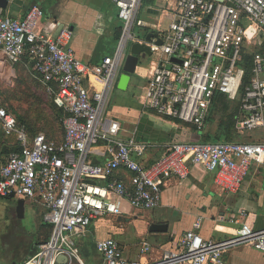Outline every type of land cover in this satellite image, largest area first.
<instances>
[{
    "label": "built area",
    "instance_id": "2783aa9c",
    "mask_svg": "<svg viewBox=\"0 0 264 264\" xmlns=\"http://www.w3.org/2000/svg\"><path fill=\"white\" fill-rule=\"evenodd\" d=\"M112 1L123 30L114 54L98 64L79 58L69 26L54 35L40 31L39 5L20 19L0 15V51L13 63L28 57L35 78L64 114L61 138L32 134L0 98L8 147H0V196L14 193L41 207L52 226L50 237L20 264H87L77 238L95 218L157 209L171 180L186 179L194 165L213 174L222 196L241 190L253 164L264 168V142L247 140L177 141L148 163L151 143L126 136L121 121L107 112L128 48L146 42L153 60L139 94L143 106L203 133L216 98L224 96L239 104L240 134L264 126V51H251L264 33V0H172L162 9L170 19L157 31L162 43L134 33L143 0ZM231 221L240 223L231 238H204L198 221L175 246L156 249L143 241L139 259L127 258L114 237L96 246L103 264H226L224 254L240 245L264 252V228Z\"/></svg>",
    "mask_w": 264,
    "mask_h": 264
},
{
    "label": "crops",
    "instance_id": "0c3cea01",
    "mask_svg": "<svg viewBox=\"0 0 264 264\" xmlns=\"http://www.w3.org/2000/svg\"><path fill=\"white\" fill-rule=\"evenodd\" d=\"M171 1L143 0L137 13L134 29L144 30V37L148 32L157 33L161 24L167 28L170 19L165 18V12H162V9L169 6ZM33 5H39L43 10L38 25L40 31L54 35L64 26H69L73 30L72 44L83 62L98 64L104 57L114 54L122 34L123 22L118 17V7L112 0H9L6 8L0 7V15L20 19ZM147 57L149 56H141L140 59ZM10 67L16 68V71L18 67L21 69L25 67L29 72L32 70L31 75L34 73L28 57L13 63L0 51V72L6 73ZM149 68L150 65L143 66L141 69L138 66L136 76H132L126 90L132 89L133 99L134 91L147 83ZM122 73L123 70L116 80L115 87L117 86L118 89H120L118 84ZM44 90L47 94L45 87ZM48 97L50 98L49 95ZM138 101L140 108L134 101H130L127 106L130 110L127 111L125 107L112 106L110 96L107 112L121 121L126 136H133L151 143L147 154L148 163H153L167 153L169 145L173 142L203 141V139L227 140L221 128L211 130L206 127L203 133L197 132L196 128L186 129L184 122L160 117L153 110L143 106L140 98ZM243 135L244 132L239 140L253 141ZM255 141L264 142V138ZM5 142L6 138L0 128V147L7 152L8 147ZM0 197L9 199L16 210V202L19 199ZM28 207L30 205L26 204L23 218L26 217ZM241 210H246L248 215L241 218L239 216ZM37 213L42 217L40 227L42 234H38V237L35 234L29 243L17 246L14 249L17 251L16 254L11 246L5 244L3 236H0V264L23 263L27 256L34 254L40 244L50 237L51 226L43 221V209L39 207ZM232 218L246 221L255 230L264 228V168L256 163L251 166L241 190L226 196L219 195L215 191L212 173L207 172L201 165H194L186 179L171 180L164 191L162 203L157 209L129 210L120 216L95 218L88 231L78 236L77 240L82 257L87 264L104 263L96 244L99 240L109 237H114L120 242L127 258L139 259L143 241L151 243L156 249L175 246L182 234L186 230L194 229L198 221H200V227L196 230L204 238L213 240L231 238L240 226L239 222L231 221ZM117 221L120 223L117 224ZM156 223L167 224L168 230L151 232V225ZM32 231L36 232V230ZM27 232L31 231L28 229ZM224 261L226 264H264V252L252 245H240L229 249L224 254Z\"/></svg>",
    "mask_w": 264,
    "mask_h": 264
},
{
    "label": "rangeland",
    "instance_id": "374dc122",
    "mask_svg": "<svg viewBox=\"0 0 264 264\" xmlns=\"http://www.w3.org/2000/svg\"><path fill=\"white\" fill-rule=\"evenodd\" d=\"M136 36L143 38L144 30L134 29ZM264 51V33L254 41L251 51ZM128 52V50H127ZM152 57L141 59L139 68L149 67ZM10 67L6 73L0 72V98L4 104L16 113L20 119L25 122L33 133H44L49 137L60 138L63 134L62 117L63 112L59 110L52 102L51 98L46 94L44 87L34 73L24 69ZM30 73V74H29ZM136 74V73H135ZM132 74L133 77L136 75ZM143 79V78H142ZM142 85V84H140ZM142 86L135 90V98L131 97L132 89L120 90L114 87L111 93V105L127 108L130 101H134L139 107V94L142 91ZM238 103H233L228 99H218V102L211 110L207 120V127L211 130L221 128L224 132L225 139H241V134L237 128ZM239 105V104H238ZM140 108V107H139ZM185 128L194 129L192 124L184 123ZM247 139L253 141L264 138V126L254 129L244 130V135ZM212 142H215L212 140ZM15 201V200H14ZM39 206L28 207L26 217L19 219L14 207V204L9 199L0 197V236H3L5 244L11 246L14 250L21 244L29 243L31 238L37 234L41 235L42 217L37 213ZM117 224L120 221L116 222ZM122 224V223H121ZM125 224V223H124ZM31 231L30 233L27 230ZM36 232L34 233V231ZM7 233V234H6ZM29 237V238H28ZM24 241V242H23ZM6 246V245H5ZM5 248V247H4ZM17 251L14 250L16 254ZM14 254V257L16 256Z\"/></svg>",
    "mask_w": 264,
    "mask_h": 264
},
{
    "label": "water",
    "instance_id": "95a60500",
    "mask_svg": "<svg viewBox=\"0 0 264 264\" xmlns=\"http://www.w3.org/2000/svg\"><path fill=\"white\" fill-rule=\"evenodd\" d=\"M9 0H0V7L6 8L8 5ZM231 5H234L231 3ZM158 38V42L162 43L161 38L159 37L158 33L156 32H148V34L145 36V40L150 42L152 38ZM152 54L151 48L146 44V42H134L131 44V47L129 48V53L126 57L124 66H123V73L120 76L119 79V88L122 90L128 89L129 83L132 78V74L136 73V70L140 64V57L141 56H149ZM10 197H14V193L11 194ZM26 210V203L24 199H19L16 202V212L17 216L19 218H23L25 215ZM168 230V225L164 223H156L152 224L150 227L151 232H165Z\"/></svg>",
    "mask_w": 264,
    "mask_h": 264
},
{
    "label": "trees",
    "instance_id": "16d2710c",
    "mask_svg": "<svg viewBox=\"0 0 264 264\" xmlns=\"http://www.w3.org/2000/svg\"><path fill=\"white\" fill-rule=\"evenodd\" d=\"M224 96H218L217 98H216V102H215V104L218 102V99H220L221 100V98H223ZM226 98V97H225ZM3 102V101H2ZM3 104H4V102H3ZM5 105V104H4ZM6 106V105H5ZM56 106V105H55ZM237 106L239 107V105L237 104ZM7 107V106H6ZM57 107V106H56ZM8 108V107H7ZM58 108V107H57ZM59 109V108H58ZM8 110H9V108H8ZM59 110H61V109H59ZM10 112H12L11 110H9ZM62 111V110H61ZM63 112V111H62ZM12 113H14V112H12ZM16 116H17V118H18V120L20 121V122H22V123H24L25 124V122H23L21 119H20V117L16 114V113H14ZM27 126V125H26ZM28 127V129H29V131L31 132V129L32 128H30L29 126H27ZM197 132H198V130H196ZM32 134H36V133H33V132H31ZM227 140H233V139H227ZM203 141H209V140H205V139H203ZM50 225V224H49ZM51 226V225H50ZM51 232H52V226H51ZM49 238V237H48ZM47 238V239H48ZM46 239V240H47ZM45 240V241H46ZM44 241V242H45ZM43 243V242H42Z\"/></svg>",
    "mask_w": 264,
    "mask_h": 264
}]
</instances>
